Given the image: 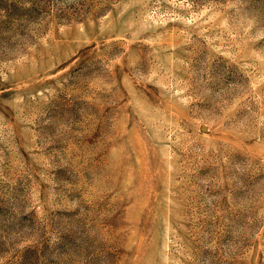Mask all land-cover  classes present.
<instances>
[{"label": "rangeland", "instance_id": "obj_1", "mask_svg": "<svg viewBox=\"0 0 264 264\" xmlns=\"http://www.w3.org/2000/svg\"><path fill=\"white\" fill-rule=\"evenodd\" d=\"M0 264H264V0H0Z\"/></svg>", "mask_w": 264, "mask_h": 264}]
</instances>
